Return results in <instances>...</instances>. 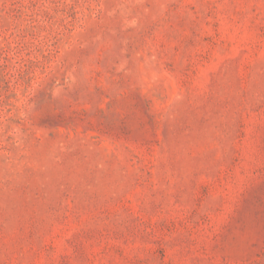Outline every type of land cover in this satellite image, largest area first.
<instances>
[{
    "label": "rangeland",
    "instance_id": "1",
    "mask_svg": "<svg viewBox=\"0 0 264 264\" xmlns=\"http://www.w3.org/2000/svg\"><path fill=\"white\" fill-rule=\"evenodd\" d=\"M0 264H264V0H0Z\"/></svg>",
    "mask_w": 264,
    "mask_h": 264
}]
</instances>
